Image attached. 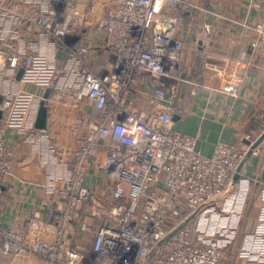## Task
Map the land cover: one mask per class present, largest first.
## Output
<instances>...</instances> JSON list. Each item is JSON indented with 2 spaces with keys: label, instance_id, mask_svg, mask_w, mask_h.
Segmentation results:
<instances>
[{
  "label": "built area",
  "instance_id": "built-area-1",
  "mask_svg": "<svg viewBox=\"0 0 264 264\" xmlns=\"http://www.w3.org/2000/svg\"><path fill=\"white\" fill-rule=\"evenodd\" d=\"M204 1L0 0V195L14 156L4 132L34 130L27 118L42 99L29 90L4 95V76L15 82L23 68L20 82L52 85L50 95L86 115L77 146L55 149L59 171L47 189L62 208L47 220L32 216L27 230L0 220L1 256L28 252L48 264H264L259 176L249 178L261 205L245 244L229 234L213 242L198 225L230 192L250 146L218 141L210 156L202 154L194 136L174 128V89L170 98L152 82L180 60L183 42L169 15L190 19ZM256 30L264 33L263 25ZM243 80L229 79L223 92L237 95ZM143 96L149 110L140 107ZM90 167L98 192L86 184ZM51 226V240L43 239Z\"/></svg>",
  "mask_w": 264,
  "mask_h": 264
},
{
  "label": "crops",
  "instance_id": "crops-1",
  "mask_svg": "<svg viewBox=\"0 0 264 264\" xmlns=\"http://www.w3.org/2000/svg\"><path fill=\"white\" fill-rule=\"evenodd\" d=\"M202 6L203 10L190 19L169 15L176 22L173 35L183 42L177 74L152 82L169 97L171 88L174 89L173 98L170 97L177 116L174 128L194 136L196 148L210 156L218 141L239 144L249 140L253 143L264 133V33L256 30L258 24L263 25L264 30V0H205ZM99 57L101 63L105 61L102 53ZM96 60L92 55L90 61L94 69ZM235 77L244 78L240 92L237 95L223 92L224 84ZM2 79L6 92L29 90L37 96L45 93L19 80L8 81L7 76ZM138 102L141 109L149 110L147 96ZM46 104V129L34 128L29 140H23L13 130L4 132L7 143L14 148L0 199L3 202L0 220L5 226L27 230L32 216L39 215L47 220L53 208H62L47 189L49 180L59 171L56 170L59 166L55 163V149L77 146L79 124L86 115L83 116L71 100L54 94ZM37 110L35 105L27 122L33 119L35 122ZM255 175L264 182V140L243 163L240 174L233 178L230 192L222 198L225 201L221 199L223 203L219 204L226 206L230 213L227 215L235 217L234 229L225 235L229 234L238 246L247 242L246 236L253 228L261 205L259 188L253 187L249 180ZM86 184L96 187V192L101 190L98 173L93 167L89 169ZM219 201L209 213L220 214ZM53 229L51 226L42 238L51 240ZM3 264L48 263L24 252L4 258Z\"/></svg>",
  "mask_w": 264,
  "mask_h": 264
},
{
  "label": "rangeland",
  "instance_id": "rangeland-1",
  "mask_svg": "<svg viewBox=\"0 0 264 264\" xmlns=\"http://www.w3.org/2000/svg\"><path fill=\"white\" fill-rule=\"evenodd\" d=\"M3 93L5 95L6 91ZM30 132H33V131L27 130V133L22 136L23 137L22 139L23 140H29V137L31 136ZM222 200L219 201V203H218V211L220 213L219 215L214 214V213L213 214L207 213L206 217H202V218L198 219L199 220L198 221L199 227L204 230L206 237L211 238L213 242H217V241L228 238L227 235H225V234L230 233L232 231V229H234V227H235V226H233V222H232L235 217H232V216L230 217V215H227L230 213L227 211L228 209L226 208L225 205L222 204L219 206V204L222 202ZM224 201H225V199L223 200V202Z\"/></svg>",
  "mask_w": 264,
  "mask_h": 264
},
{
  "label": "water",
  "instance_id": "water-1",
  "mask_svg": "<svg viewBox=\"0 0 264 264\" xmlns=\"http://www.w3.org/2000/svg\"><path fill=\"white\" fill-rule=\"evenodd\" d=\"M201 43V42H200ZM23 73V68H20L17 74L16 79L20 80L21 76ZM52 90V85L47 88L45 90L44 95L42 96L41 101L39 102V107L37 110V115L35 118V122H34V128L38 129V130H44L47 127V117H48V113H47V104L46 101L49 98V95L51 93ZM2 118V111H0V119ZM173 120H177V116L174 115ZM264 140V133L253 143H251L249 140H245L244 142L250 146L249 151L247 152L245 158L243 159V161L240 164V167L243 165V163L245 161H247L250 157V155L252 154V151L260 144V142Z\"/></svg>",
  "mask_w": 264,
  "mask_h": 264
},
{
  "label": "trees",
  "instance_id": "trees-1",
  "mask_svg": "<svg viewBox=\"0 0 264 264\" xmlns=\"http://www.w3.org/2000/svg\"><path fill=\"white\" fill-rule=\"evenodd\" d=\"M199 64V63H198ZM198 67V66H197ZM176 71H177V68L172 72V74H175L176 73ZM177 74V73H176ZM50 96V95H49ZM1 197H2V194L0 195V199H1ZM1 201V200H0ZM9 200L7 199V202H8ZM2 201L0 202V206L2 205ZM0 258H2L1 259V261H0V264H3V260H4V257L3 256H1L0 255Z\"/></svg>",
  "mask_w": 264,
  "mask_h": 264
}]
</instances>
